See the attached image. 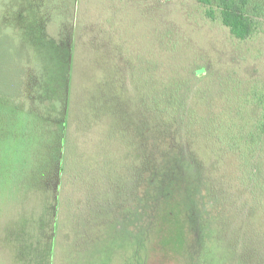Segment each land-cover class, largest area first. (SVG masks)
Here are the masks:
<instances>
[{"label": "rangeland", "instance_id": "1", "mask_svg": "<svg viewBox=\"0 0 264 264\" xmlns=\"http://www.w3.org/2000/svg\"><path fill=\"white\" fill-rule=\"evenodd\" d=\"M205 11L197 0H0V264H251L236 247L244 242L238 222L249 205L263 227L249 228L248 236L264 248V153L249 162L235 150L233 173L214 138L205 153L191 137L201 151L195 165L158 168L160 180L142 207L146 225L117 229L102 243L82 226L61 237L60 199L43 192L50 155L37 154L39 114L20 94L27 73L48 94L64 81L73 20L85 44L92 33L111 38L108 48L123 56L141 93L168 108L166 122L185 147L194 135L189 125L205 121L212 135L219 127L255 130L254 103L264 97V0H249L257 30L245 41L232 36L218 12L210 19ZM90 66L85 78L96 71ZM244 257L253 258L246 251Z\"/></svg>", "mask_w": 264, "mask_h": 264}, {"label": "trees", "instance_id": "2", "mask_svg": "<svg viewBox=\"0 0 264 264\" xmlns=\"http://www.w3.org/2000/svg\"><path fill=\"white\" fill-rule=\"evenodd\" d=\"M197 1L210 19L218 12L223 26L237 40H248L256 33V21L246 11L249 0ZM60 7L56 9L63 13ZM71 25L67 38L70 58L64 81L54 85L48 94L33 86L27 73L20 94L28 101L30 110L39 114L34 120V128L42 141L37 154L44 150L46 156L50 155L42 166L45 183L50 181L49 189L56 193L110 196V204L117 209L140 211L146 208L145 202L150 201V193L160 180L158 168L171 164L177 170L182 162L195 165L197 155L209 151L208 140L212 138L218 148L224 147L226 165L233 173L237 167L232 160L235 150H241V157L249 162L253 156L264 153V97L254 103L260 108L255 130L225 131L219 127L213 136L208 121L189 125V133L194 135H188L187 148L166 122L168 108L158 99L149 101L151 97L141 93L142 83L123 69L125 62L120 52L108 48L113 43L111 38L107 34L94 36L92 33L85 44L79 28H74V20ZM84 65L94 66L96 70L90 78L84 77ZM202 133L204 136L200 137ZM95 137L102 139L96 141ZM191 137L200 146V152L193 150ZM252 206L249 205L238 222L240 237L244 236L245 240L237 241L236 247L253 257L245 259V251L239 253L247 263L260 264L264 260V248H257L248 234L249 228L257 231L263 223Z\"/></svg>", "mask_w": 264, "mask_h": 264}, {"label": "crops", "instance_id": "3", "mask_svg": "<svg viewBox=\"0 0 264 264\" xmlns=\"http://www.w3.org/2000/svg\"><path fill=\"white\" fill-rule=\"evenodd\" d=\"M47 183V182H46ZM44 185V194L54 199H60L57 203L59 220L64 219L63 228L60 230L63 238H70L72 233L78 232L82 226L85 233L90 232L102 243L113 237V233L121 229H133L146 225L147 212L143 210L132 211L117 209L111 205L110 196L86 195L82 193H56L49 189V184ZM47 185V186H46ZM62 191V189H60ZM78 234V233H77ZM82 235V234H80ZM78 237L79 235H73ZM125 237V236H124ZM113 246H116L113 244ZM126 261L128 255L125 254Z\"/></svg>", "mask_w": 264, "mask_h": 264}]
</instances>
